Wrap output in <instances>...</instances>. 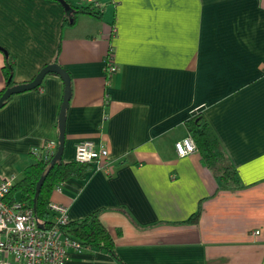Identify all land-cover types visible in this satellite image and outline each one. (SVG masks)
Returning a JSON list of instances; mask_svg holds the SVG:
<instances>
[{
    "label": "crops",
    "instance_id": "0c3cea01",
    "mask_svg": "<svg viewBox=\"0 0 264 264\" xmlns=\"http://www.w3.org/2000/svg\"><path fill=\"white\" fill-rule=\"evenodd\" d=\"M103 1L102 19L80 13L63 28L58 0H0V46L15 58L16 84L54 58L62 37L72 84L64 160L83 140L109 148L107 170L94 164L52 200L72 221L99 211L118 258L86 246L69 249L68 264H264V0ZM110 50L118 70L107 77ZM43 86L0 109V180L18 181L32 151L59 139L64 82L48 74ZM197 114L237 187H221L199 152L178 155ZM200 206V222L185 223Z\"/></svg>",
    "mask_w": 264,
    "mask_h": 264
},
{
    "label": "trees",
    "instance_id": "16d2710c",
    "mask_svg": "<svg viewBox=\"0 0 264 264\" xmlns=\"http://www.w3.org/2000/svg\"><path fill=\"white\" fill-rule=\"evenodd\" d=\"M73 7V12L65 11L63 18V28L74 25L77 19V14H89L102 19L103 10L96 6H80L69 2ZM0 48L6 52L4 61V73L6 76V86L0 91L1 95L11 86L16 85L14 81L15 58L6 51L5 48ZM62 52V37L60 38L54 58L46 63L42 68L52 63H59V58ZM40 72V71H39ZM38 72V73H39ZM37 73V74H38ZM36 74V75H37ZM58 75L56 73H49ZM33 77V79L36 77ZM59 76V75H58ZM32 79V80H33ZM30 80V81H32ZM29 82V81H26ZM24 82V83H26ZM44 85V80L35 90H38ZM15 95L10 96L6 101L7 105ZM187 127L196 141L198 152L203 157L208 166L214 168L219 173L220 186L224 188H233L240 185V178L238 177L235 166L229 162L227 154L222 147L219 137L215 134L209 121L203 114L192 116L187 121ZM33 153V152H32ZM34 162L30 164L24 171L23 176L14 183L9 198L13 200H20L28 203L35 209L40 225L48 227L52 225L53 214L49 211V204L55 187L62 182L70 179H83L93 170L94 164L82 163L76 160L57 162L51 169L52 159L39 158L33 153ZM55 156V155H54ZM50 169V171H49ZM49 171V172H48ZM47 174L45 182L37 196L36 203H34L36 195V186L39 179ZM201 206L193 213L185 223L198 224L201 219ZM65 233L73 239L78 240L82 246H90L94 248L104 249L113 257L118 258L116 252V242L110 233L109 229L100 218L99 211L92 212L88 216L71 221L65 228Z\"/></svg>",
    "mask_w": 264,
    "mask_h": 264
},
{
    "label": "built area",
    "instance_id": "2783aa9c",
    "mask_svg": "<svg viewBox=\"0 0 264 264\" xmlns=\"http://www.w3.org/2000/svg\"><path fill=\"white\" fill-rule=\"evenodd\" d=\"M77 2L80 6H96L100 10L105 6L103 0ZM76 146V161H96L97 169L103 170L110 156L107 144L83 140ZM175 147L181 157L199 150L191 134L177 141ZM57 149V141L49 140L43 147L32 152L39 158L49 160L54 157ZM14 183L13 176L0 180V264H68L69 249L79 251L84 247L65 233L64 228L72 221L68 207L51 200L49 211L53 214V222L51 226L44 227L39 224L34 207L24 201L9 198ZM55 191H61V186L57 185Z\"/></svg>",
    "mask_w": 264,
    "mask_h": 264
},
{
    "label": "water",
    "instance_id": "95a60500",
    "mask_svg": "<svg viewBox=\"0 0 264 264\" xmlns=\"http://www.w3.org/2000/svg\"><path fill=\"white\" fill-rule=\"evenodd\" d=\"M58 1H60L64 5V8L66 11L68 12L74 11V7L67 0H58ZM49 73L58 74L64 82V96H63V101H62V105L60 109L59 125H58L59 126V146H58L55 156L51 160V167H50L51 169L53 166H55L57 162H62L63 156H64V148H65V142H66V112H67V109L69 107L70 100L72 97L71 77L68 71L61 64H58V63H52L50 65H47L46 67L40 70V72L36 75V77L32 81L16 84L8 88L0 97V109L4 106L5 101L10 96L25 92V91L36 89L38 86H40V84L43 82V80ZM46 177H47V174L43 175L37 183L34 203H36L37 196L41 191V188L45 182Z\"/></svg>",
    "mask_w": 264,
    "mask_h": 264
},
{
    "label": "bare ground",
    "instance_id": "6f19581e",
    "mask_svg": "<svg viewBox=\"0 0 264 264\" xmlns=\"http://www.w3.org/2000/svg\"><path fill=\"white\" fill-rule=\"evenodd\" d=\"M113 55H114L113 50H110L109 58H108L109 61L106 60V63H105L106 64V76L107 77H112L118 70L117 65L111 60V58H113ZM112 67H115V69L112 70ZM71 86H72V84H71ZM56 141H57V145L59 146V139Z\"/></svg>",
    "mask_w": 264,
    "mask_h": 264
},
{
    "label": "rangeland",
    "instance_id": "374dc122",
    "mask_svg": "<svg viewBox=\"0 0 264 264\" xmlns=\"http://www.w3.org/2000/svg\"><path fill=\"white\" fill-rule=\"evenodd\" d=\"M189 134H191V133L189 132ZM191 135H192V134H191ZM97 143L99 144V143H103V142H97ZM75 149H77V146H76ZM75 152H76V151H75ZM94 162H96V161H94ZM94 162H86V163H90V164L93 165V164H95ZM82 163H83V162H82ZM107 165H108V164H107ZM102 168H103V169L105 168L106 170L108 169V167H106V163H105V166H103ZM62 183H63V182H62ZM62 183H60L59 185L62 186ZM54 191H55V190H54ZM68 209H69V208H68ZM69 215H70V213H69Z\"/></svg>",
    "mask_w": 264,
    "mask_h": 264
}]
</instances>
